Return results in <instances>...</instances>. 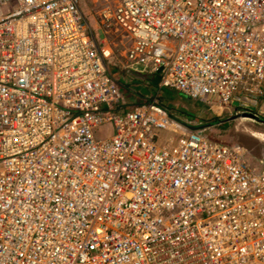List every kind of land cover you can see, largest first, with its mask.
Returning a JSON list of instances; mask_svg holds the SVG:
<instances>
[{
	"label": "built area",
	"instance_id": "built-area-1",
	"mask_svg": "<svg viewBox=\"0 0 264 264\" xmlns=\"http://www.w3.org/2000/svg\"><path fill=\"white\" fill-rule=\"evenodd\" d=\"M86 1L0 0V264H264V158L152 99L119 108L104 46L264 117V0H104L103 40Z\"/></svg>",
	"mask_w": 264,
	"mask_h": 264
},
{
	"label": "rangeland",
	"instance_id": "rangeland-1",
	"mask_svg": "<svg viewBox=\"0 0 264 264\" xmlns=\"http://www.w3.org/2000/svg\"><path fill=\"white\" fill-rule=\"evenodd\" d=\"M104 0L93 1L90 3L87 0L84 3H80V8L83 12V15L86 21L91 25L94 30V34L97 36L99 40H103L100 38L98 30L99 20L98 13L107 7ZM96 28V29H95ZM101 28V26H100ZM105 48H111L113 52L112 60L108 62L109 71L116 76L118 82L121 85L128 87L131 93H137L138 96L134 97L133 102L136 105H139L143 101L150 100L154 96H158L163 101V106L166 107L167 110L171 112V116L176 119L177 122L183 123L185 119L192 121L194 123H201L202 126H206V135L209 139L219 142L222 144H236L247 149L252 155L260 156L264 158V117L255 113L257 116V120H252L250 118H235L233 116L248 112L246 109H237L235 111L232 107H227L229 110V115H223V110L225 108H221L219 110V105L216 103H207L203 104V106L193 100H186L184 102L189 104L191 107L192 114L187 115L186 109L183 108V103L179 101H171L166 100V97H169V90L162 89L159 90L157 86L150 85H142L138 82V80H134L127 74L124 70V48L121 42L123 41L118 34L108 35L105 39ZM129 86H127V85ZM126 94V93H125ZM131 102V101H130ZM202 109V110H201ZM190 111V112H191ZM249 113V112H248ZM254 114V113H253ZM183 120V121H182ZM263 121V122H262ZM112 134L110 131L109 135ZM251 160L252 157L250 156ZM249 160L250 163L253 161Z\"/></svg>",
	"mask_w": 264,
	"mask_h": 264
},
{
	"label": "trees",
	"instance_id": "trees-1",
	"mask_svg": "<svg viewBox=\"0 0 264 264\" xmlns=\"http://www.w3.org/2000/svg\"><path fill=\"white\" fill-rule=\"evenodd\" d=\"M139 82V81H138ZM140 83V82H139ZM143 83V84H142ZM150 82L149 81H146V82H141L140 84H142V85H151V84H149ZM121 86V89H123L124 91H125V93H126V99H125V101L123 102V104L122 105H119V108H124L125 110H127V109H129V108H132V107H135V106H138V105H136V103H134L133 102V99H134V97H136V96H138L139 94H137V93H131L130 92V90L128 89V87H126L125 86V84L124 85H120ZM170 91V90H169ZM159 95L160 94H158V96H154L153 98H151L152 100H154L161 108H163V109H166V107H164L163 105V101H162V99L159 97ZM168 96L169 97H166L165 96V99L166 100H168V102H169V100H171L172 102L173 101H175L176 100V96H178L177 95V93L176 92H174V91H170L169 92V94H168ZM131 101V102H130ZM146 101H143L142 103H140V104H143V103H145ZM139 104V105H140ZM202 106H203V108H204V106L205 105H203V104H201ZM122 108V109H123ZM188 115V114H187Z\"/></svg>",
	"mask_w": 264,
	"mask_h": 264
},
{
	"label": "water",
	"instance_id": "water-1",
	"mask_svg": "<svg viewBox=\"0 0 264 264\" xmlns=\"http://www.w3.org/2000/svg\"><path fill=\"white\" fill-rule=\"evenodd\" d=\"M131 76L133 77V78H135V79H137V80H140V81H144V78L143 77H141V76H138V75H135V74H131ZM158 82H159V77H158V75L152 80V86H157L158 85ZM223 115H229L230 114V112H229V110L228 109H224L223 111ZM238 116L240 117V118H250V119H252V120H257L258 118H257V116H255L254 114H252V113H248V112H243V113H240V114H237V115H235V116H233L234 117V119L235 118H238ZM263 122V121H262ZM202 127H204V128H207V125L206 126H202ZM202 127H199V128H202ZM198 129V128H197Z\"/></svg>",
	"mask_w": 264,
	"mask_h": 264
},
{
	"label": "crops",
	"instance_id": "crops-1",
	"mask_svg": "<svg viewBox=\"0 0 264 264\" xmlns=\"http://www.w3.org/2000/svg\"><path fill=\"white\" fill-rule=\"evenodd\" d=\"M130 75V74H129ZM132 79H133V77L132 76H130ZM135 79V78H134ZM136 81H137V79H136ZM139 82H140V80H138ZM141 82H146V81H141ZM151 82H152V80H151ZM149 83V84H151L150 86H152V83ZM177 95L178 96H176L175 98H176V100L175 101H179V102H182L183 103V108L184 109H186V113L189 115V114H192V111H191V107H193L194 108V106H190L189 104H187V103H185L184 102V99H186L187 100V98H185L184 96H182V95H180V94H178L177 93ZM202 110V109H201ZM219 110H220V108H219ZM191 111V112H190ZM252 155V154H251ZM256 160H258V159H260V158H263V156L262 157H258V156H254V155H252Z\"/></svg>",
	"mask_w": 264,
	"mask_h": 264
},
{
	"label": "bare ground",
	"instance_id": "bare-ground-1",
	"mask_svg": "<svg viewBox=\"0 0 264 264\" xmlns=\"http://www.w3.org/2000/svg\"><path fill=\"white\" fill-rule=\"evenodd\" d=\"M244 106H246V107H250V105H249L248 103L244 104Z\"/></svg>",
	"mask_w": 264,
	"mask_h": 264
}]
</instances>
